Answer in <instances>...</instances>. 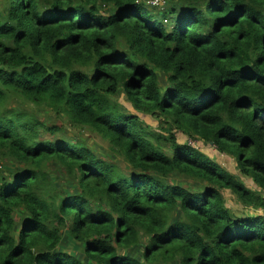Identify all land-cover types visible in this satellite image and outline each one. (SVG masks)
<instances>
[{
	"label": "trees",
	"instance_id": "obj_1",
	"mask_svg": "<svg viewBox=\"0 0 264 264\" xmlns=\"http://www.w3.org/2000/svg\"><path fill=\"white\" fill-rule=\"evenodd\" d=\"M0 264H264V0H0Z\"/></svg>",
	"mask_w": 264,
	"mask_h": 264
},
{
	"label": "rangeland",
	"instance_id": "obj_2",
	"mask_svg": "<svg viewBox=\"0 0 264 264\" xmlns=\"http://www.w3.org/2000/svg\"><path fill=\"white\" fill-rule=\"evenodd\" d=\"M148 3L150 4L151 2H149L148 1ZM165 4V5H164ZM164 4H163V9L162 10H168L169 9V7H168V5H169V2L168 1H165L164 2ZM118 102L122 105V106H124L126 109H127V111H130V112H132V110L130 109V107H129V105L127 104V102H125L124 101V97L123 96H121V97H119V99H118ZM50 112V113H49ZM132 113H135V112H132ZM40 114L44 117V119H45V123H47L48 125H50L51 126V124H49L51 121H53V117L55 116L54 114L52 115L51 114V111L50 110H48V109H43V110H41L40 111ZM145 120H146V122H148L149 123V125H151L152 127H158L157 126V122L156 121H154V120H152V119H150V117H143ZM54 122L57 124V125H59V124H61V120H59L58 118H54ZM158 129V128H157ZM45 134H42L43 136H46L47 138H51V135H49L47 132H44ZM95 139H93V143L91 142V144H93L92 146L94 147V148H96L97 150H98V152L100 153V154H102V153H104V151L105 150H102L103 148H106V143L105 142H103V141H101L98 137H95V136H93ZM175 137L179 140V141H182L183 140V137H181L180 136V134H176L175 133ZM188 143L189 144H192V145H195L196 146V144H198V142H193V140H191V141H188ZM203 147H205L206 149H207V152H209L210 154H212L213 156H215V157H217V159H218V161L221 163V164H223V165H225L226 167H227V170L229 171V172H231L235 177H237V178H240L242 181H244V183L247 185V186H252V183H251V181H250V179H248V178H245V177H243V176H241V174L239 173V171H238V169H237V167H236V165H235V163H234V160L230 157V156H227V155H225V154H218L217 153V151H215V150H213L212 148H210V147H208V146H206V145H201V146H199L198 148L200 149V148H203ZM118 166L120 167V165H121V167H123L124 169H126L122 164H121V162H119L118 161ZM167 183H169V184H171V183H176V184H178V185H181V186H185V187H197L198 185L197 184H192V183H190V180L189 179H186L185 177H183L182 175H178V174H172V175H170L169 176V178H168V181H167ZM66 189H67V191H69V185L67 184L66 185ZM224 197H225V199H226V201H227V203H228V205L230 206V208H231V210L232 211H234V212H237V213H240V212H242V211H245V210H243V208L239 205V203H238V201L236 200V198L231 194V193H229V192H225L224 193ZM248 212H250V211H248ZM253 213V212H252ZM17 219H18V217H16ZM65 250H69V251H73L72 249H71V247H70V245L67 243V242H65V244L62 246ZM80 250L81 249H78V250H76V252H74V253H80Z\"/></svg>",
	"mask_w": 264,
	"mask_h": 264
},
{
	"label": "built area",
	"instance_id": "obj_3",
	"mask_svg": "<svg viewBox=\"0 0 264 264\" xmlns=\"http://www.w3.org/2000/svg\"><path fill=\"white\" fill-rule=\"evenodd\" d=\"M154 3V2H153ZM189 141H191V140H189Z\"/></svg>",
	"mask_w": 264,
	"mask_h": 264
}]
</instances>
